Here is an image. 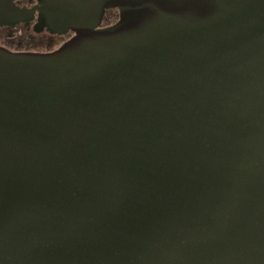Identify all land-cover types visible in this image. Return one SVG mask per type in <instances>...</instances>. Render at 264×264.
Wrapping results in <instances>:
<instances>
[{"label":"water","instance_id":"95a60500","mask_svg":"<svg viewBox=\"0 0 264 264\" xmlns=\"http://www.w3.org/2000/svg\"><path fill=\"white\" fill-rule=\"evenodd\" d=\"M18 24L70 35L0 44V264H264V0H0Z\"/></svg>","mask_w":264,"mask_h":264},{"label":"rangeland","instance_id":"374dc122","mask_svg":"<svg viewBox=\"0 0 264 264\" xmlns=\"http://www.w3.org/2000/svg\"><path fill=\"white\" fill-rule=\"evenodd\" d=\"M31 0H21L30 4ZM118 18V10L108 9L103 18V24L113 23ZM67 34L50 33L47 30L36 32L32 27L23 24L15 26H0V44L15 50H50L60 45L69 37Z\"/></svg>","mask_w":264,"mask_h":264},{"label":"flooded vegetation","instance_id":"af4514ba","mask_svg":"<svg viewBox=\"0 0 264 264\" xmlns=\"http://www.w3.org/2000/svg\"><path fill=\"white\" fill-rule=\"evenodd\" d=\"M21 0H18V2L20 3V4H26V3H21L20 2ZM36 0H31L29 3L30 4H26V5H32L34 2H35ZM24 25V24H23ZM27 27V26H26ZM29 28V27H28Z\"/></svg>","mask_w":264,"mask_h":264}]
</instances>
